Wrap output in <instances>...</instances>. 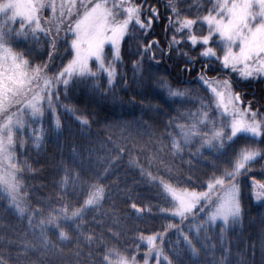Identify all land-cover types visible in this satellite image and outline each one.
<instances>
[{
	"label": "snow or ice",
	"instance_id": "snow-or-ice-1",
	"mask_svg": "<svg viewBox=\"0 0 264 264\" xmlns=\"http://www.w3.org/2000/svg\"><path fill=\"white\" fill-rule=\"evenodd\" d=\"M145 3L147 0H0V192H3L8 200V207L4 209L6 212L15 209L20 218L29 213L23 173L39 171L34 170L27 160L21 162L17 157V133L23 134L31 126L25 115L29 116L31 123H42L46 106L53 121L48 133H45L43 127L39 131L32 129L31 142L38 152L49 135L58 137L61 133V121L59 116H56L54 107V101L59 102L61 86L65 94L70 85L105 98L111 94L117 80V65L122 63L121 44L126 38H133L137 27L148 29L153 20L158 18V10L150 7V15L146 20H142ZM208 3L211 6L206 10L207 14L195 19L181 16L177 0H168L166 5L172 13L168 17L169 27L175 28L169 41V50L176 51L179 45L185 42L192 48L200 47L199 56L203 57L206 63L202 66L199 80L211 93L209 104L201 102L197 113L189 114L190 122L187 125H177L180 128V139H171L170 154L173 158L180 156L183 159L184 147L198 139L200 147L192 155L201 157L204 155L201 150L207 149L209 155L214 157L211 161L212 174L206 181V190L197 191L196 186L190 183L191 176L187 178L188 186L185 187L179 182L165 181L144 168L140 169L141 175L146 176L161 190L168 203L167 208L160 209L163 217H178L181 222H195L188 231L197 237L204 232L205 240V226L210 228L219 221L222 239L223 234L230 228L242 223L241 177L252 171L255 163L264 161V148L259 146L264 144V112L259 108L254 110L252 101L246 103L242 92L234 88V85L236 88L241 87L242 81L264 79V0H208ZM46 10H50L47 19L43 16ZM198 22L207 26L206 35L194 31ZM17 24L19 27H16ZM45 24L49 26L46 27ZM61 31L65 33V37H70L68 56L71 59L59 69H55L53 61L57 58ZM176 34H179L181 39H177ZM41 35L46 38L44 43L48 46L46 60L39 53L35 57L32 55L36 46L41 43ZM29 41L31 47L28 46ZM65 42L67 43V39ZM20 43H23V50H14V45ZM106 45L110 46L108 54L105 52ZM154 46H158V42L137 48L141 58L133 63L134 73L145 71L143 60L147 54L151 53L149 58L155 60ZM178 54L188 57L187 52ZM107 55H111V60ZM36 60L40 62L36 63ZM92 61L95 62L97 71H93L90 66ZM214 62L219 63V70L237 73L239 79L209 77L207 72L218 71L212 66ZM187 63L194 64V60L188 57ZM101 73L107 78L106 92L101 91L100 86L95 83L100 79ZM134 82L138 83L135 75ZM159 86L167 93L166 99L173 102L187 95L186 90L173 88L164 79L159 81ZM151 107L149 105V108ZM65 110L75 114L74 109L66 107ZM76 119L84 127L89 124L87 119L80 116H76ZM169 123L171 125L173 122ZM238 140L249 143L230 156L228 150ZM23 143L24 141L20 142L21 146ZM156 159L168 168L169 173L173 171L172 166L159 154ZM114 163L115 161L110 162L104 169L103 177L99 173L95 175L96 183L83 179L80 172L73 174L65 168L64 176L59 182L61 196L57 199L63 201L64 196L69 194V184L75 189L77 182H80V190L86 198L79 207L64 202L60 208H52L46 215L40 208L32 209L31 214L27 215L28 228H34V217L39 216V242L26 243L17 258L28 256L31 250L39 252L41 260L29 261L28 264H43V259L48 253L61 255L63 248L47 238L45 230L50 228L56 233L61 245L64 242L71 243L75 239L76 247L72 253L76 258L75 264H85L86 259L90 260V246L94 242L102 243V237L85 234L86 215L90 211L102 210L104 202L108 199L107 186L100 181L111 174L110 169ZM187 163L191 167L192 161L188 160ZM80 166L82 167V164ZM261 170L264 171V165ZM252 193L256 201L264 202V183L253 180ZM131 208L136 213L146 210L151 212L150 207H137L136 203H132ZM103 214L101 212V215ZM201 216L203 223L196 222ZM113 223H118V220L114 219ZM173 228L175 225L169 223L163 225L161 232L148 236L140 235L139 239L146 242L148 248L143 264H149L152 257L155 264H173L172 259L165 253L164 246L165 237ZM3 240L4 238L0 237V242ZM183 240L193 258V264H199L201 249H198L188 236H183ZM81 241L89 247L87 252L81 247ZM7 243L12 244L13 241L8 239ZM214 248L213 245L211 250ZM224 251L227 252L228 249L224 248ZM174 255L178 258V254ZM0 264L7 262L0 258ZM101 264H137V259L135 255H125L109 247L105 249Z\"/></svg>",
	"mask_w": 264,
	"mask_h": 264
},
{
	"label": "trees",
	"instance_id": "trees-1",
	"mask_svg": "<svg viewBox=\"0 0 264 264\" xmlns=\"http://www.w3.org/2000/svg\"><path fill=\"white\" fill-rule=\"evenodd\" d=\"M167 4L168 0H147L145 3L142 20H146L150 15L148 11L150 7L158 10V18L153 20L148 29L137 27L133 38H126L121 44L122 63L117 65V80L112 93L106 98L99 94H91L81 87L73 88L71 85L65 94L61 86L59 102L54 101L55 114L59 116L62 125L61 133L58 137L49 135L43 148L38 152L31 142L32 129L39 131L43 127L45 133H48L53 121L46 106L42 123H31L29 116L25 115L31 126L23 134L17 133V157L21 162L27 160L34 170H39L23 173L25 191L28 193L27 215L36 208H40L46 215L52 208H60L64 202L79 207L86 198L84 192L80 190V182H77L75 189L71 183L69 184V194L64 196L63 201L57 199L61 196L59 182L64 176V169H69L73 174L80 172L83 179L96 183L95 175L99 173L103 177L104 169L110 162L115 161L110 169L111 174L100 181L107 186L108 199L104 202L102 210L90 211L86 215L85 234L102 237V243L94 242L90 246L92 257L90 260L86 259L85 264H101L105 249L109 247L125 255H135L137 264H143L148 248L146 242L139 239L140 235L148 236L161 232L163 225L169 223L174 224L175 228L168 232L164 246L165 253L172 259L173 264H193V258L183 240L185 235L201 249L199 264H264V202L256 201L252 193L253 180L264 183V171L261 170L264 161L255 163L252 171L241 177L243 220L240 225L224 233L222 239L219 221L210 228L205 226L207 229L205 240L204 232L197 237L188 231L195 222H181L178 217L165 219L160 209L168 207L167 201L161 190L146 176L141 175L140 169L144 168L154 176L165 181L171 180L173 183L179 182L185 187L188 186L187 178L191 176L190 183L196 186V190L205 191L207 178L212 174L211 161L214 157L209 155L207 149L201 150L204 152L201 157L192 155L200 147L198 139L184 147L183 159L180 156L173 158L170 154L171 139H180V128L177 125H187L190 122L189 114H196L201 102L209 104L211 93L199 80L202 66L206 63L205 59L199 56L200 47L192 48L185 42L179 45L178 50H169V41L175 28L169 27L168 17L172 13L166 7ZM177 4L182 17L193 19L206 15V10L211 6L208 0H177ZM44 18L47 19L46 16ZM194 31L206 35L207 26L198 22L194 26ZM176 35L177 39H181L179 34ZM45 39L41 35V43L36 46V51L32 53L33 57L39 53L45 60L47 59L45 53L48 46L44 43ZM152 42H158V46L153 48L155 60L149 58L151 53L147 54L143 60L145 71L134 73L133 63L141 58L137 48ZM69 44L70 37H65V33L61 31L57 58L53 61L55 69H59L71 59L68 56ZM28 46L31 47L30 41ZM14 50L22 51L23 43L14 45ZM178 52H187L188 57L194 60V64L187 63L188 57L179 55ZM217 54H220L219 50ZM107 58L111 60V55H107ZM212 66L218 71L207 72L209 77L239 79L237 73L219 70L218 62H214ZM186 68L192 70L186 71ZM92 69L97 71L95 65ZM134 75L138 83L134 82ZM161 79L166 80L173 88L186 90V97L175 102L166 99L167 93L159 86ZM95 83L100 86L101 91H107L105 74L101 73L100 79ZM241 85L239 88L234 85V88L242 92L245 102L252 101L254 110L259 108L264 112V79L242 81ZM149 105L152 107L149 108ZM66 107L74 109L75 114L67 112ZM157 108L158 111L154 110ZM76 116L87 119L88 126L80 124ZM170 121L173 122L171 125ZM21 141H24L23 146L20 144ZM248 143L245 140H238L228 150L230 156ZM259 146L264 148V144ZM157 154L172 166L171 173L156 159ZM188 160L192 161L191 167L187 163ZM132 203L145 209L150 207L151 212L146 210L136 213L131 208ZM7 207V197L0 192V237L4 238L0 242V258L7 264H28L29 261L41 260L40 253L31 250L28 256L17 258L18 253L23 252L26 243L39 242L40 217H34V228L29 229L27 215L20 218L15 209L6 212L4 209ZM101 212L104 214L101 215ZM114 219H117L118 223L114 224ZM196 222L203 223V217ZM45 233L48 239L63 248V253L56 256L48 253L43 259V264L70 262L75 264L76 258L72 255L76 247L75 239L71 243L64 242L61 245L54 230L49 228ZM8 239L13 243L8 244ZM213 245L215 248L211 250ZM81 247L85 252L89 250L83 241ZM224 248L228 251L225 252ZM174 253L178 254V258ZM149 264H155L154 257L150 258Z\"/></svg>",
	"mask_w": 264,
	"mask_h": 264
},
{
	"label": "rangeland",
	"instance_id": "rangeland-1",
	"mask_svg": "<svg viewBox=\"0 0 264 264\" xmlns=\"http://www.w3.org/2000/svg\"><path fill=\"white\" fill-rule=\"evenodd\" d=\"M44 16H46V18H48L50 16V10H46L44 12ZM109 47H110L109 45H106L105 46V52H106V49L109 48ZM94 65H95V62L94 61L90 62V66L91 67H93Z\"/></svg>",
	"mask_w": 264,
	"mask_h": 264
}]
</instances>
